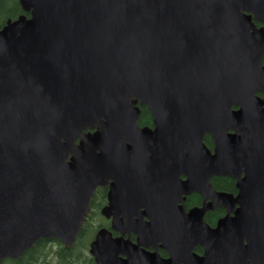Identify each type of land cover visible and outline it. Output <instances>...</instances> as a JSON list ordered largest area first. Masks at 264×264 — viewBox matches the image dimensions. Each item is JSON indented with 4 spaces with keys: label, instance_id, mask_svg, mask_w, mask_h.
Masks as SVG:
<instances>
[{
    "label": "water",
    "instance_id": "95a60500",
    "mask_svg": "<svg viewBox=\"0 0 264 264\" xmlns=\"http://www.w3.org/2000/svg\"><path fill=\"white\" fill-rule=\"evenodd\" d=\"M18 2L28 15L0 27V260L69 247L111 179L101 212L137 243L102 227L95 264H264V0ZM193 191L226 207L215 227L212 203L184 212ZM142 200L148 221L132 216Z\"/></svg>",
    "mask_w": 264,
    "mask_h": 264
},
{
    "label": "trees",
    "instance_id": "16d2710c",
    "mask_svg": "<svg viewBox=\"0 0 264 264\" xmlns=\"http://www.w3.org/2000/svg\"><path fill=\"white\" fill-rule=\"evenodd\" d=\"M22 13L28 15V13L22 10L18 0H0V27L6 20L15 19ZM150 122V113L143 106L138 123L140 125H146ZM205 141L211 144L209 138ZM215 185L224 190H234V180L230 176H219L215 178ZM104 192L102 190L99 192V189L94 191L89 203L90 211L87 213L79 233L70 247H65L59 239L43 238L37 241L19 258L3 259L0 260V264H91L92 258L88 252L89 242L97 227L106 225L105 221H102L103 218L99 210L105 202ZM191 199L199 200V196L195 194ZM215 215L216 210L210 213V216L215 217ZM163 254H165L164 251Z\"/></svg>",
    "mask_w": 264,
    "mask_h": 264
},
{
    "label": "flooded vegetation",
    "instance_id": "af4514ba",
    "mask_svg": "<svg viewBox=\"0 0 264 264\" xmlns=\"http://www.w3.org/2000/svg\"><path fill=\"white\" fill-rule=\"evenodd\" d=\"M253 22H254V25L256 28H264V22L262 21H259V20H255L253 19ZM261 64L264 65V55L262 56V60H261ZM255 95L258 96V97H261L263 98L264 97V93L261 92V91H257L255 92ZM136 105L139 107V114H138V117H137V124L139 127H149V128H153V118H152V115H151V111L150 109L148 108V106L146 104H141L140 102H137ZM145 106L149 113H150V117H151V122L149 124H146V125H140L138 123V118L140 116V113L142 111V107ZM238 107L233 105L232 106V109H237ZM230 132H233L232 130H230ZM210 139L211 140V144H208L205 140L207 139ZM203 142L204 144L206 145V147H208L211 151H213V147H214V144H213V139L210 135V133H205L204 137H203ZM219 176H229V175H214L210 178V184L212 186V189L214 191H217V192H229V193H232V194H236L237 193V189H236V186H235V179L231 178L234 180V190H224V189H221V188H218L216 187L215 185V178L219 177ZM182 178H184L185 176L181 175ZM111 179L107 180V182L103 185H99L97 186L94 191L96 189H99V192L102 190V192L105 193V202L104 204L101 206V208L99 209L100 210V213H101V216H102V221H105V224L106 225H101L99 227H97L96 231L102 227H105L107 228L108 230H110V232L112 233V236L113 237H116V236H123L125 239H129L131 242L133 243H137V236L135 233L133 232H129V233H124V234H121V232L119 230H114L111 228V224H112V219H113V215H111L110 217H105L101 210L103 207H105L107 204H108V191L110 189V183H111ZM197 194L199 196V200H194V199H191L193 195ZM184 199L182 201V206H183V210L184 212H189L191 209H195V208H202L204 207L205 205H208L210 203H212L214 206L213 207H209V208H206L204 211H203V214H202V219L203 221L209 225V227H215V225L217 224L218 220L220 218H222L223 216H225L227 214V209L224 205L222 204H214L215 202H212V199L211 197L210 198H207L205 199L204 198V195L198 191H193L191 193H188L186 195H183ZM178 204V202H177ZM151 206H155V204L151 201H145V200H142V205L141 206H138L137 207V211L134 212L132 214V216L134 218H139L141 217L142 219L148 221V207H151ZM237 205H234V208H236ZM216 210V215L215 217L213 216H210V213L212 211ZM122 212H118V215L121 216ZM192 221V220H191ZM192 224V223H191ZM140 248L144 249V250H147V251H156L161 257L163 258H166L168 257V253L166 250H164L163 248H154L153 246H140ZM193 252L197 253L198 255H202L203 252H204V247L201 246L200 244H196L193 246ZM163 251L165 254H163ZM91 264H95V260L92 258V263Z\"/></svg>",
    "mask_w": 264,
    "mask_h": 264
},
{
    "label": "rangeland",
    "instance_id": "374dc122",
    "mask_svg": "<svg viewBox=\"0 0 264 264\" xmlns=\"http://www.w3.org/2000/svg\"><path fill=\"white\" fill-rule=\"evenodd\" d=\"M90 237V236H89ZM90 239V238H89Z\"/></svg>",
    "mask_w": 264,
    "mask_h": 264
}]
</instances>
